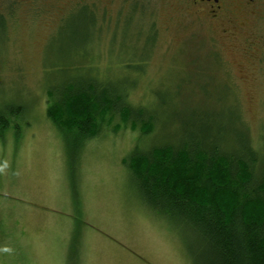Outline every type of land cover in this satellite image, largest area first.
<instances>
[{
    "label": "rangeland",
    "instance_id": "1",
    "mask_svg": "<svg viewBox=\"0 0 264 264\" xmlns=\"http://www.w3.org/2000/svg\"><path fill=\"white\" fill-rule=\"evenodd\" d=\"M243 1L219 24L189 0H0V264H195L125 158L219 98L264 152V19L243 21ZM90 77L171 126L144 135L104 110L98 135H65L48 94Z\"/></svg>",
    "mask_w": 264,
    "mask_h": 264
},
{
    "label": "trees",
    "instance_id": "2",
    "mask_svg": "<svg viewBox=\"0 0 264 264\" xmlns=\"http://www.w3.org/2000/svg\"><path fill=\"white\" fill-rule=\"evenodd\" d=\"M72 82L48 94L54 101L47 115L65 135H98L104 110L144 135L156 132L158 119L163 130L171 126L161 114L128 104L120 88L110 92L109 83ZM218 100L220 108L182 111L179 135L146 150L136 146L126 166L144 204L186 232L195 264H264V152L251 143L240 108Z\"/></svg>",
    "mask_w": 264,
    "mask_h": 264
},
{
    "label": "flooded vegetation",
    "instance_id": "3",
    "mask_svg": "<svg viewBox=\"0 0 264 264\" xmlns=\"http://www.w3.org/2000/svg\"><path fill=\"white\" fill-rule=\"evenodd\" d=\"M190 8L197 14L199 13L207 21L218 22L219 24L231 22L229 5L232 0H189ZM247 10L244 20H248L253 15L258 21H263L264 0H244L241 4ZM263 14V15H262ZM230 31L228 28L223 31Z\"/></svg>",
    "mask_w": 264,
    "mask_h": 264
}]
</instances>
